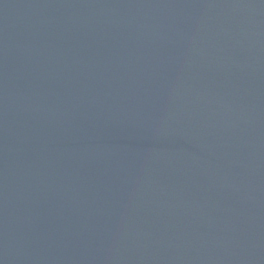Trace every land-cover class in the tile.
Segmentation results:
<instances>
[{
  "label": "water",
  "instance_id": "obj_1",
  "mask_svg": "<svg viewBox=\"0 0 264 264\" xmlns=\"http://www.w3.org/2000/svg\"><path fill=\"white\" fill-rule=\"evenodd\" d=\"M0 264H264V0H0Z\"/></svg>",
  "mask_w": 264,
  "mask_h": 264
}]
</instances>
